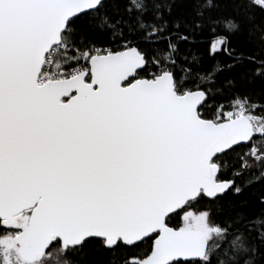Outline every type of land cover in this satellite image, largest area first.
Here are the masks:
<instances>
[{
	"label": "snow or ice",
	"instance_id": "snow-or-ice-1",
	"mask_svg": "<svg viewBox=\"0 0 264 264\" xmlns=\"http://www.w3.org/2000/svg\"><path fill=\"white\" fill-rule=\"evenodd\" d=\"M0 264H264V0H0Z\"/></svg>",
	"mask_w": 264,
	"mask_h": 264
}]
</instances>
